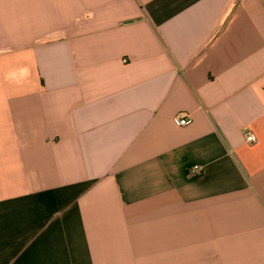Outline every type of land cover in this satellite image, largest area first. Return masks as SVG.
I'll use <instances>...</instances> for the list:
<instances>
[{
    "label": "crops",
    "instance_id": "obj_1",
    "mask_svg": "<svg viewBox=\"0 0 264 264\" xmlns=\"http://www.w3.org/2000/svg\"><path fill=\"white\" fill-rule=\"evenodd\" d=\"M0 264H264V0H0Z\"/></svg>",
    "mask_w": 264,
    "mask_h": 264
},
{
    "label": "built area",
    "instance_id": "obj_2",
    "mask_svg": "<svg viewBox=\"0 0 264 264\" xmlns=\"http://www.w3.org/2000/svg\"><path fill=\"white\" fill-rule=\"evenodd\" d=\"M173 121L177 126H184L190 123L189 116L185 112H178L173 118ZM245 142L249 144L255 142V138L251 132H245ZM201 172L202 169L198 165H194L189 169V173L192 175H199Z\"/></svg>",
    "mask_w": 264,
    "mask_h": 264
}]
</instances>
